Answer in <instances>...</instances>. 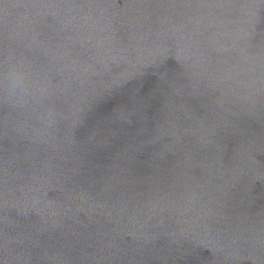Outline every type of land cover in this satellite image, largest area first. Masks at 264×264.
<instances>
[{"label": "water", "instance_id": "water-1", "mask_svg": "<svg viewBox=\"0 0 264 264\" xmlns=\"http://www.w3.org/2000/svg\"><path fill=\"white\" fill-rule=\"evenodd\" d=\"M0 264H264V0H0Z\"/></svg>", "mask_w": 264, "mask_h": 264}, {"label": "clouds", "instance_id": "clouds-1", "mask_svg": "<svg viewBox=\"0 0 264 264\" xmlns=\"http://www.w3.org/2000/svg\"><path fill=\"white\" fill-rule=\"evenodd\" d=\"M20 86L21 84L19 79L14 74L10 75L8 80V87L10 91L15 93L20 88Z\"/></svg>", "mask_w": 264, "mask_h": 264}]
</instances>
